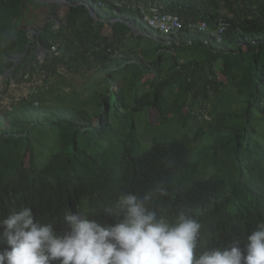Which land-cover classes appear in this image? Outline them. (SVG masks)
I'll list each match as a JSON object with an SVG mask.
<instances>
[{"label":"trees","instance_id":"trees-1","mask_svg":"<svg viewBox=\"0 0 264 264\" xmlns=\"http://www.w3.org/2000/svg\"><path fill=\"white\" fill-rule=\"evenodd\" d=\"M106 1L108 7L66 0L62 18V6L42 2L49 15L31 27L38 31L32 35L22 21L28 2L36 1L0 0L2 70L31 79L44 72L49 88L64 67L78 72L94 65L104 75L87 98L73 90L49 103L38 93V104L22 99L4 111L0 218L27 206L65 233L68 213L115 223L106 209L121 192L143 195L162 186L168 194H157L149 207L169 221L181 212L198 219L197 255L244 248L247 235L264 223V136H256L264 130V0ZM152 7L211 27L224 19V41L186 28L176 35L156 31L143 19L142 9ZM39 44L42 61L35 56ZM226 94L221 109L207 107ZM152 110L156 125L176 131L141 135L139 117L153 125Z\"/></svg>","mask_w":264,"mask_h":264},{"label":"clouds","instance_id":"clouds-1","mask_svg":"<svg viewBox=\"0 0 264 264\" xmlns=\"http://www.w3.org/2000/svg\"><path fill=\"white\" fill-rule=\"evenodd\" d=\"M167 189L138 195L121 192L106 211L115 223L87 213H68V231L43 223L31 207L21 206L0 218V264H264V223L247 235L244 248H211L197 255L201 223L180 213L173 221L149 207Z\"/></svg>","mask_w":264,"mask_h":264},{"label":"rangeland","instance_id":"rangeland-1","mask_svg":"<svg viewBox=\"0 0 264 264\" xmlns=\"http://www.w3.org/2000/svg\"><path fill=\"white\" fill-rule=\"evenodd\" d=\"M35 1H36L35 3L28 2L26 6V12L24 14V18L22 21V25L26 28H29L30 32L32 31V35L34 32L31 29V27H37V26L42 25L44 20L49 15V10L47 8H42L46 6H44L42 2L39 3V0H35ZM46 4L47 6H49L52 3H46ZM57 6H62V9L60 10V17L62 18L64 15L63 10H65V6L63 3L58 4ZM105 32L107 34L109 33L108 27L105 29ZM144 40L146 42L147 41L152 42V40L148 38H145ZM146 42H143L142 45H147ZM36 50L37 48L35 49L36 58L39 61H42L45 55L43 53H38ZM184 54L185 53H183L182 55ZM60 74H61V77L55 78L51 82L50 88H45L44 86H42L43 78L40 75H36L31 80V84L28 83V80L26 78H23L22 76H18L21 79H18L20 81H18L17 86L13 88L10 85L9 80H7L14 76L13 71L8 70V69H3L2 71H0V79H3L6 82V83L4 82L3 84L5 87L4 91L3 92L0 91V129L5 126L4 111L9 109V106H11L13 103L19 102V101H15L14 96L20 97L21 95L29 91L30 88H31V93L34 90L39 91V92L36 91L37 93H35V95L33 96L34 99L36 98L37 100L36 94L39 95L41 93L42 96H44V101L49 102V103H57L59 98H63V96L72 92L73 90H76L80 94V99L87 98L89 95L93 93V91H91V89L88 88V87H91L90 86L91 83L93 84V82L98 81V80L102 81L104 78V75L98 72L94 65L91 69L82 67L79 69L78 72L71 71L70 69H67L64 67L60 70ZM219 97L222 98L221 100H219V102H216V99H213L212 101L209 100L207 102V107L210 108V106H212L215 103L217 104L218 108L221 109V107H223L226 104V100L228 99V97H227V94L223 96H219ZM198 111H201V106L195 107V112H198ZM156 116H157L156 110H152L148 113V121L150 124H153L150 126L147 125L146 115H142L139 117V121L143 125V130L141 132V135H144L143 131H145L148 134V136H169L176 131V128H172V127L161 128L158 125H156L157 124ZM204 117L206 116L204 115ZM200 122H201L200 117H198L197 120H192L191 127L195 129L196 127L199 126ZM259 132L260 133L256 136H264V130H261ZM41 149L43 150L44 148H41ZM26 163L27 165H30V166H33L35 164L34 160L32 159L31 160L27 159Z\"/></svg>","mask_w":264,"mask_h":264},{"label":"built area","instance_id":"built-area-1","mask_svg":"<svg viewBox=\"0 0 264 264\" xmlns=\"http://www.w3.org/2000/svg\"><path fill=\"white\" fill-rule=\"evenodd\" d=\"M98 4L102 7H108V3L106 0H97ZM116 4H118L116 2ZM143 13V19L146 22V24L151 27L152 29L159 31L166 35H176L178 34L182 29L186 28L191 31H201L208 33L212 38L216 40V42L221 43L224 41L225 33L229 27V23L224 19L217 20L213 26L211 27L209 22L204 19H189L184 20L179 14L174 12H164L161 11L157 7H152L149 9H142ZM58 45H54L52 47V51L55 52V54H59L58 52ZM18 60V58H17ZM12 70V68L8 69ZM40 75L43 78L42 86L45 88H49V85H44V78L46 77L45 73L42 72ZM19 76H22L23 78H26L28 80V83L31 84V80L36 76L32 77L29 73H25L22 71ZM18 79H21L19 77H12L9 80L10 85L14 88L17 86V82L20 81ZM4 80L0 79V91L3 92L4 87ZM6 83V82H5ZM37 91V90H36ZM35 90L31 93V88L29 91H27L25 94L21 95L20 97H15V101H20L22 99L31 100V98L37 93ZM22 97V98H21ZM34 98V97H33ZM16 103V102H15ZM35 104H38V101L35 100ZM12 107L9 106V109ZM207 117V116H206Z\"/></svg>","mask_w":264,"mask_h":264},{"label":"water","instance_id":"water-1","mask_svg":"<svg viewBox=\"0 0 264 264\" xmlns=\"http://www.w3.org/2000/svg\"><path fill=\"white\" fill-rule=\"evenodd\" d=\"M44 2H54V3H56V4H61V3H65L66 2V0H43ZM91 11V13L93 14V15H95L94 14V12L92 11V10H90ZM133 30L136 32V33H142V34H146L145 32H141V31H138L135 27H133ZM33 32L34 33H38V31L36 30V29H33ZM38 53H43V54H45V52H44V49H43V47H42V45L41 44H39V46H38V48H37V50H36Z\"/></svg>","mask_w":264,"mask_h":264},{"label":"crops","instance_id":"crops-1","mask_svg":"<svg viewBox=\"0 0 264 264\" xmlns=\"http://www.w3.org/2000/svg\"><path fill=\"white\" fill-rule=\"evenodd\" d=\"M39 1L44 2L43 0H39ZM48 3H54V2H48ZM56 5H58V4H56ZM0 71H2L1 65H0Z\"/></svg>","mask_w":264,"mask_h":264}]
</instances>
